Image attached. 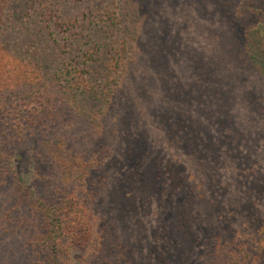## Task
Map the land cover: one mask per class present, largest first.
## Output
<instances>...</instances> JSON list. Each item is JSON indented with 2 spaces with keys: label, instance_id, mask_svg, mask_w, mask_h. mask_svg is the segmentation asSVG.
I'll list each match as a JSON object with an SVG mask.
<instances>
[{
  "label": "rangeland",
  "instance_id": "374dc122",
  "mask_svg": "<svg viewBox=\"0 0 264 264\" xmlns=\"http://www.w3.org/2000/svg\"><path fill=\"white\" fill-rule=\"evenodd\" d=\"M215 3L0 0V77L16 82L28 68L25 81L56 106L68 102L63 125L29 137L15 166L28 186L44 173L33 178L35 198L64 186L85 206L89 248L62 252L73 264H221L208 239L228 231L264 263V98L253 107L254 98L238 96L264 91V59L252 57L244 81L235 79L242 65L223 47ZM237 10L230 17L264 49V15L250 26ZM221 79L244 139L226 118L211 121L225 99ZM80 132L77 143L71 135Z\"/></svg>",
  "mask_w": 264,
  "mask_h": 264
},
{
  "label": "trees",
  "instance_id": "16d2710c",
  "mask_svg": "<svg viewBox=\"0 0 264 264\" xmlns=\"http://www.w3.org/2000/svg\"><path fill=\"white\" fill-rule=\"evenodd\" d=\"M215 2L218 8V2L223 7L222 20H219V26L215 25V28L229 58L233 61L239 60L242 65L240 69L242 72H237L235 76V79L241 83L244 81L247 70L251 71L248 65H254L252 57L264 59V49H260V46L257 51L259 45L256 49L251 46L246 31H243L242 21L237 17L231 18L232 12H229L228 8L235 4L238 10L243 12L246 10L247 14L244 12L241 17L247 20L250 26H255V19L264 15V0H248L244 3L240 0H215ZM242 48L243 53L248 55L246 60L248 62L241 63L239 54ZM255 50L256 53H254ZM205 65L204 71L211 74L209 69L214 63L209 59L205 61ZM27 72L28 68L24 70L23 78H28ZM20 77V75L16 77V82L15 79L0 77V112L3 109L8 110L7 115L0 114V264H73L69 256L67 259L62 256V252L63 248L77 249L84 242L87 243L85 249L89 248L91 240L85 206L80 203L74 189H67L64 186L59 187L57 193L52 192L47 196L35 198L37 195L35 185L38 181L36 179L32 183L33 178H38V176L44 178V173H38L37 169L36 174L40 175L37 176L34 172L30 180L31 186H28V179L23 181L15 166V162L22 156L23 144H26L29 137L33 142L37 133L46 138L47 134L40 130L46 129L47 132L52 126L63 125L68 114V102L64 99L60 104L57 103V107L56 103L51 101L53 99H49L50 96L42 91L40 85L33 83L32 80L25 81ZM225 78L228 79V76L225 75ZM222 79L218 81L220 86L215 88L222 90L226 100L219 101L220 108L213 111L214 116L210 117L211 121L226 118L230 123V128L227 130L234 131L235 135H240V138L244 139L234 111L237 105L228 103L229 93L225 87L227 83ZM254 89L252 86L240 88L238 93L239 97L247 95L250 99L254 98L253 107L260 104L259 102L264 98L262 87L259 90ZM260 105L264 108V101ZM19 108H22L23 115L16 111ZM206 114L208 115L209 111ZM70 118L72 117L69 116L68 119ZM229 131L225 130V135L231 136ZM84 134L80 132L71 136L78 143L80 139L77 136ZM131 134H134L132 135L134 139L138 135L136 132H130L127 139ZM214 136L216 137L215 133ZM189 140L193 141V138L190 137ZM219 140L218 137L215 142L218 153H220ZM129 146L132 148L133 145ZM198 147L196 139L197 152ZM231 149L234 150L233 156L237 158L238 164H242L243 160H240L235 147ZM46 180H53V178L49 174ZM51 184L48 182L47 187ZM28 224L32 230L25 229ZM19 234L23 236V240H18ZM227 236L223 241L218 238L211 240V237L208 239L209 248L217 252V259L221 264H256V260L257 264H260L257 258L256 260L250 258L249 252L244 251L243 242L237 240L232 231H228ZM90 244L94 246L93 243Z\"/></svg>",
  "mask_w": 264,
  "mask_h": 264
}]
</instances>
